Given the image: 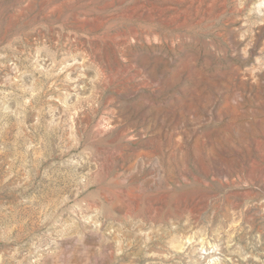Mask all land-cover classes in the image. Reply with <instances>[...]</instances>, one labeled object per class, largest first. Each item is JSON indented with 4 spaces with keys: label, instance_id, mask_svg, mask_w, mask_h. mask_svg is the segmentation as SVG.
Returning <instances> with one entry per match:
<instances>
[{
    "label": "rangeland",
    "instance_id": "1",
    "mask_svg": "<svg viewBox=\"0 0 264 264\" xmlns=\"http://www.w3.org/2000/svg\"><path fill=\"white\" fill-rule=\"evenodd\" d=\"M0 264H264V0H0Z\"/></svg>",
    "mask_w": 264,
    "mask_h": 264
}]
</instances>
